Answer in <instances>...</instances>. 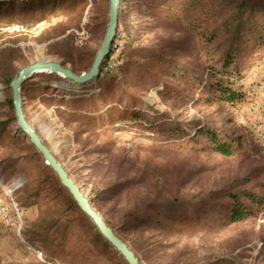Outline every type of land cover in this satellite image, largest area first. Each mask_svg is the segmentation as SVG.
I'll use <instances>...</instances> for the list:
<instances>
[{
    "label": "trees",
    "instance_id": "obj_1",
    "mask_svg": "<svg viewBox=\"0 0 264 264\" xmlns=\"http://www.w3.org/2000/svg\"><path fill=\"white\" fill-rule=\"evenodd\" d=\"M133 1L121 0V4L127 3L130 8ZM145 1L148 6L145 15L153 20L136 22L137 25L124 22L126 32L117 62L109 67L125 11L120 7L116 38L100 75L93 80L100 91L85 90L81 95L69 97L52 93L43 99L52 101L69 120L93 127L95 131L90 135L107 138L106 145L110 147L124 133L135 130V135L149 132L148 137L153 140L172 143L159 148L161 153L236 156L245 149L244 136L199 116L181 119L173 110L178 104L198 108L211 107L215 102L235 105L244 100L245 69L255 55L264 52V0ZM100 9L96 0L92 4L88 0H0V31L5 32L7 26L13 25L31 30L44 20L51 24L50 16L57 17L58 22L48 30L64 37L55 39L50 51L62 58L63 65L70 63L73 72L81 74L90 69L95 55L75 44V29L98 31L105 23L100 20L105 16ZM150 32L154 36L141 42V34ZM17 51L12 46L0 49V82L13 121L16 117L10 82L18 71L14 67ZM41 74L49 78L47 82L61 80L54 74ZM28 84L29 80L24 91ZM136 88L156 89L164 100L174 104L171 108L158 109L139 96ZM39 91L33 89L32 95ZM6 124L0 122V147L11 154L3 158L2 165L5 171L19 172L22 176V186L12 187L18 206L36 208L24 230L26 242L42 253L46 264H128L81 210L29 138L17 127L16 132L8 133ZM21 150L26 153H20ZM200 170H187L186 174L190 177ZM162 173L163 169L154 168L151 174L144 169L125 179L113 177L95 196L98 201L116 199L115 205L124 202L117 210L118 226L106 222L116 233L117 230L140 231L139 247L129 245L140 264H143L141 254L148 259L146 264H156L151 260L155 248L148 247V237H144L148 230L179 233L207 225L230 227L257 220L264 213V183L254 182L255 170L199 196L181 194L188 178L182 186L167 188ZM121 195H125L126 201L121 200ZM157 246L166 244L157 242ZM257 251L256 264H264V238ZM222 262L236 264L232 257L193 264Z\"/></svg>",
    "mask_w": 264,
    "mask_h": 264
},
{
    "label": "rangeland",
    "instance_id": "obj_2",
    "mask_svg": "<svg viewBox=\"0 0 264 264\" xmlns=\"http://www.w3.org/2000/svg\"><path fill=\"white\" fill-rule=\"evenodd\" d=\"M25 1V0H21ZM92 4L93 0H88ZM101 13L105 14L104 23L99 30L80 36L86 29H75V44L86 52L96 55L104 38L108 23V0H96ZM134 0L132 7L127 3L121 4L125 9L121 16V28L114 45L115 51L111 56L109 67L117 62L118 54L125 35L124 22L137 25L140 22H151L153 17L145 15L148 10L145 0ZM142 10V12L140 11ZM51 24L44 20L37 27L27 29L25 26H7L5 32L0 31V49L12 46L18 49L14 67L20 68L37 60H51L62 62V58L50 51V44L58 38L48 27L58 22V18L50 16ZM106 19V20H105ZM105 20V21H104ZM159 32V31H158ZM69 33V31H68ZM76 36L78 39H76ZM154 33H142L140 41L152 38ZM82 40L81 44L79 41ZM66 66L71 68V64ZM17 71V72H18ZM42 73V72H41ZM37 73L29 80V86L24 91L25 114L30 123L36 128L45 144L63 164L69 175L90 198L94 207L108 220L113 227L118 226V211L124 206L116 204V199L98 201L95 199L98 190L113 178L125 179L142 172L148 174L154 168L163 169V181L167 188L182 186L188 178L187 185L181 194L203 195L206 190H215L224 183L232 182L248 172L255 170L254 182L264 183V52L255 55L245 69L242 80L244 100L235 105L215 102L211 107L195 108L177 105L174 115L180 118L199 116L213 122L214 125L225 129H232L236 135L244 136L245 149L234 157H224L218 154H186L161 153L159 148H165L167 141L153 140L148 137L149 132L135 135V130L124 133L123 141L113 146L106 145L107 138L90 135L93 127L82 121H73L59 112L52 101L43 99L47 94L81 95L100 91L97 81L89 82L87 86L75 85L67 80L47 82L49 78ZM46 73V72H45ZM17 74V73H16ZM40 74V75H39ZM94 84V85H93ZM51 85V89H47ZM33 89L39 93L32 95ZM150 104L158 109L171 108L173 101L164 100L156 89H135ZM11 108L7 105L4 86L0 82V122L6 121L8 133L16 132V121L10 116ZM123 132H118L122 135ZM22 136V133H18ZM0 134V138H1ZM103 148V151H99ZM22 151V150H21ZM20 153H24L23 151ZM26 153V152H25ZM11 151L0 147V264H46L42 253L26 242L24 230L27 221L36 213L35 207L18 206L17 197L12 187L22 186V176L16 172L5 171L3 158ZM200 172L190 177L187 170L199 169ZM187 175V176H186ZM134 195V194H133ZM130 198V197H129ZM133 199V197H131ZM125 195H121V200ZM126 201V199H125ZM112 228V227H111ZM116 233V232H115ZM131 247L137 245L140 231L117 230L116 233ZM146 244L155 248L151 260L156 264H193L205 262L212 258L232 257L236 264H256L257 248L264 238V213L257 220H250L240 225L230 227L204 226L193 232L167 233L158 230L145 232ZM149 242H152L150 245ZM157 242L166 246L158 247ZM129 246V247H130ZM143 264L148 259L141 254ZM222 264H225L222 262Z\"/></svg>",
    "mask_w": 264,
    "mask_h": 264
},
{
    "label": "water",
    "instance_id": "obj_3",
    "mask_svg": "<svg viewBox=\"0 0 264 264\" xmlns=\"http://www.w3.org/2000/svg\"><path fill=\"white\" fill-rule=\"evenodd\" d=\"M108 23L102 43L95 55L94 61L88 71L81 74L63 65L61 62L51 60H37L19 69L16 76L10 82L12 90V103L16 117L17 128L26 135L36 150L44 158L52 170L59 177L61 183L69 190L81 210L93 221L101 234L112 246L126 259L128 264H140L136 254L128 244L122 240L107 224L102 215L94 207V204L82 188L69 175L63 164L45 144L36 128L27 119L24 111V84L37 73L46 72L58 76L62 81L67 80L76 85H83L97 78L101 73L102 64L111 50L116 38L119 24V10L121 0H108Z\"/></svg>",
    "mask_w": 264,
    "mask_h": 264
},
{
    "label": "built area",
    "instance_id": "obj_4",
    "mask_svg": "<svg viewBox=\"0 0 264 264\" xmlns=\"http://www.w3.org/2000/svg\"><path fill=\"white\" fill-rule=\"evenodd\" d=\"M83 29H84V28H83ZM87 34H89V32H88L87 30H86V31L84 30V32H83L82 34H80V36H81V37H82V36H86ZM76 39H78L77 36H76ZM79 42H80L81 44L83 43L82 40H80Z\"/></svg>",
    "mask_w": 264,
    "mask_h": 264
}]
</instances>
